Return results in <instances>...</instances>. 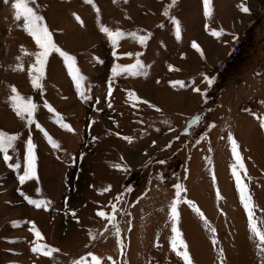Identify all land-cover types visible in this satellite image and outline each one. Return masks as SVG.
<instances>
[{"label":"rangeland","instance_id":"1","mask_svg":"<svg viewBox=\"0 0 264 264\" xmlns=\"http://www.w3.org/2000/svg\"><path fill=\"white\" fill-rule=\"evenodd\" d=\"M13 2L0 0V130L19 134L16 151H9L12 156L9 163H19L21 168L13 170L0 154V264H73L81 258L92 264V255L101 264H183L170 243L173 235L170 204L176 198V184L186 190L177 206V226L194 264H221V249L223 264H264V256L257 247L258 238L249 230L247 214L236 190L232 175L236 161L228 140L231 134L238 145L247 171V175L244 172L240 175L253 197L257 228L264 232V128L258 119L264 118V75H258L251 90L246 80L239 85L248 94L239 97L241 101L234 100V95L230 98L232 112L224 115V124L214 128L212 115L205 109L198 112V122L193 118V129L186 138L189 146L185 149L199 151L196 173L190 174L187 169L175 183L164 182L168 168L181 169L173 163L175 157H183L184 165L190 161L186 156L188 151L180 155V146L172 156L154 160L148 172L134 173L129 168L132 148L127 146L129 139H125L131 136L128 132L137 126L146 130L169 118L166 111H144L148 106L144 100L155 99L156 104L150 102L149 106L159 109L158 99L165 108V103L170 102L165 85L179 75L203 80L207 76L214 80L223 58L217 61L213 55L226 50L221 45L235 36L223 29L221 20L229 15L228 9L223 11L219 6L223 1L210 0L212 15L206 17L203 0H177L169 13L180 24L177 39L175 24L163 15L171 0H93L99 15L84 0H34L31 6L44 18L54 42L75 57L76 66L86 78L81 89L83 95L77 91L63 58L57 53L49 56L43 91L32 87L28 70L34 56L21 52V46L27 53L38 49L24 30L23 19H15ZM256 19L257 26L250 28L252 37L226 74L221 91L229 85L232 72L240 67L250 70L264 56V15ZM101 26L126 35L113 46L100 31ZM221 29L223 34L219 38L210 34ZM132 33L146 36V43L142 46ZM212 38L215 47L208 45ZM137 61L142 67L131 68ZM17 64H22L23 70H14ZM115 65L130 70L113 76ZM133 76L135 88L141 90L135 93L138 100L127 96L125 90L133 86L128 81ZM150 79L154 86L143 91L142 83ZM13 86L20 96L38 106L34 118L58 148L52 147L35 124L28 125L17 117L10 100ZM114 95L124 101L118 112ZM127 98L129 109L125 106ZM45 101L73 131L55 122L53 114L44 107ZM156 114L157 117H152ZM160 114L165 119H160ZM116 121L125 125L124 129L117 127ZM198 131L201 133L196 139L194 135ZM28 138L36 145L37 178L21 184L18 177L26 165ZM159 159L166 164H160ZM114 168L118 173L111 175ZM217 190L221 195L219 200ZM21 192L44 201L45 205L37 208L29 204ZM184 200L196 204L210 228L216 230L215 234ZM99 212H104L106 217L115 216L119 236L112 222L99 216ZM13 222L19 225L14 226ZM33 224L41 233V240L30 231ZM213 239L218 241L215 246ZM34 242L47 244L58 252L51 257L33 253Z\"/></svg>","mask_w":264,"mask_h":264},{"label":"snow or ice","instance_id":"2","mask_svg":"<svg viewBox=\"0 0 264 264\" xmlns=\"http://www.w3.org/2000/svg\"><path fill=\"white\" fill-rule=\"evenodd\" d=\"M5 3H8V0H4ZM86 4H91L94 10L97 12V15H99V9L96 7V5L93 3V0H84ZM115 2V0H114ZM177 0H171V3L167 5L163 11V15L166 17H169L172 20V23L176 26V37L179 39L180 37V24L177 20L170 17V9L175 6ZM34 4V0H14V2L11 4L12 9L15 10V19L17 21L23 19V28L27 32V34L34 40L35 45L38 49V51L34 53H27L26 50L21 46V52H24L26 55H32L34 56V63L31 65V67L28 70V76L31 81L32 87L34 89H39L41 92L43 91V84L42 81L45 78V70L46 65L48 63L49 56L52 53L59 54L60 57L63 58L64 64L67 67L68 74L71 76L77 91L83 95V92L81 91L85 77L81 74L79 68L76 66L75 57L71 56L67 52L63 51L61 48L57 46V44L53 40L52 33L49 31L47 25L44 23V18L37 13L35 8L31 6ZM204 4V15L206 17H210L212 15L211 11V4L210 0H203ZM240 10L244 13L249 12V8L245 6L244 3H241L238 5ZM76 19L79 21V17H76ZM82 24L83 22L80 21ZM100 31L104 33L109 41L115 46L119 39L125 37V33L121 31H112L107 27L101 26ZM212 36L219 38L223 34V30L219 31H212L210 33ZM133 38H135L142 46L146 43L147 37L146 36H140L136 33L130 34ZM194 48H196L197 51H200V48L197 44L193 43L192 45ZM18 60L21 59L20 57L17 58ZM142 67V65L139 64V61H137L136 65H132L131 68H137ZM14 70H23L22 64H17L16 69ZM129 68L122 67L121 65H115L112 69L113 76L119 75L121 72L129 71ZM171 70V69H170ZM206 83L209 87L214 83V80L211 78H208L207 76L204 77ZM176 83L180 84L181 87H183V83L177 81ZM197 92H199V89H196ZM12 95L10 97L11 100V106L17 117H19L22 121H26L28 125L35 124V127L39 129L41 132L44 133L45 138L48 140V142L52 145L53 148H58L59 145L56 143L55 140L52 139L51 136L41 127L39 123L36 122L34 118V113L37 110V105L32 102L31 99L25 100L22 96H20L17 92V89L13 86L11 87ZM112 88L109 86L108 94L111 95ZM129 96L133 99L138 100V97H135L133 93H129ZM151 106V105H150ZM44 107L48 110L49 113H52L55 119V122L60 124L62 128L65 130L71 132L73 129L66 123H63V117L60 116L58 113L55 112V110L52 108L50 104L47 103V101L44 102ZM159 110V109H157ZM200 119L199 116L195 117V122H198ZM260 120V126L264 128V118H259ZM128 139V138H125ZM19 140V134H9L2 130H0V154H2L3 162L5 164H8L10 168L13 170H19L21 168V165L19 163L10 164L9 161L12 160V156L9 154V151H16V142ZM228 140L231 144V151L232 155L236 161L235 164L232 165V175L235 177L236 181V190L239 193V199L240 203L243 205V208L247 214L248 218V227L250 232L252 233L254 238H258L259 243L257 244L258 250L261 252L262 256H264V232L260 231L257 228L256 220L254 219V211H253V197L250 193V190L248 188V185L245 184L241 178L240 172H244L245 175H247V171L245 169V165L243 163L242 157L239 154L238 151V145L233 139L232 135L229 134ZM169 147L171 145H168ZM35 148L36 145L32 142L31 138H28L26 141V155H25V161L26 165L23 171V174L18 177L21 184H23L26 180H31L37 178V172H36V154H35ZM159 163L164 164L165 161L161 160ZM119 167V166H117ZM127 171V169H124ZM213 182H215V176H213ZM176 198L171 202L170 204V219L172 221L171 224V231L173 233L171 237V249L176 254L177 257H180L183 261V264H194L193 259L190 255V252L188 250V245L186 244L185 240L182 238V233L180 232L178 228L179 223V213L177 210V206L179 203H181V193L186 191L182 185L176 184ZM21 195L24 196V198L28 201L29 204L34 205L37 208H41L45 205L44 201H37L30 197H28L26 194L21 192ZM217 199H221V195L219 191L217 190L216 193ZM183 203H186L193 212L196 213V215L199 216V218L204 222L205 226L210 228V225L208 223V220L204 216L203 212L196 206V204L191 200H184ZM112 211L115 212L116 208L113 205ZM75 215V213H73ZM99 216L105 217L109 222H112V226L116 228V235L119 236V228L114 223L115 216H105L104 212H99ZM14 226H18L19 222H13ZM213 234H215V229L210 228ZM30 231L33 232L34 236L37 238V240H41L42 236L41 233L36 229L35 225H32V228ZM94 239V237H93ZM119 242V241H118ZM218 243L216 239L212 240L213 246H215ZM121 249L123 248V244H120ZM31 251L33 253L41 254L45 257H51L53 253L58 252V249L54 247H50L47 244H40L35 243L32 247ZM91 255V254H89ZM220 256H221V264H223V250H220ZM92 264H101V261L95 256H91ZM73 264H87L86 258H81L80 260L73 261Z\"/></svg>","mask_w":264,"mask_h":264},{"label":"crops","instance_id":"3","mask_svg":"<svg viewBox=\"0 0 264 264\" xmlns=\"http://www.w3.org/2000/svg\"><path fill=\"white\" fill-rule=\"evenodd\" d=\"M219 1V0H217ZM223 3L220 8L225 11L228 9L229 15H226L227 18H223V29L226 31L232 32L237 37L241 35L246 27L249 25L250 19H256L257 16L264 15V0H221ZM244 3L246 7L249 8V12L246 14L240 10L238 5ZM256 5V6H255ZM225 16V15H224ZM222 23V22H221ZM215 30V29H214ZM234 35L229 38L228 43L222 44V48H226L221 54L215 53L213 57L217 61H220L226 54H229L233 46V40L236 38ZM215 38H212L208 41V45L210 47L216 46ZM222 59V60H223ZM259 63L253 64L248 70V68L240 67L238 71H234L230 74V83L229 85H225L223 91L219 93L217 99L213 102L209 103L204 98V93L209 89L208 84L203 79L192 78L191 76H182L179 75L177 77L171 78L170 82H168L166 92L168 99L170 102L165 103L166 107L164 108V104H160L157 99V105L159 104V110L157 108H151L149 106L150 102L156 104V100H144L147 102L148 106L144 108L146 112L153 111H166L168 120H164L163 122H157L153 125L149 126L146 130H143L141 126H137V129L134 128L131 132V136L128 137L129 141H127V146L132 148L127 149L130 153V169L134 173H139L140 171L148 172L149 167L152 165L153 161L162 157H170L174 154L178 146L181 147L182 152H187V158H190L189 162L187 161L184 165L183 157L177 156L173 160V163H177V167H181L182 173L189 170L190 174L196 173L198 168V157L199 151H192V149H185V147L189 146V141H186L188 131L193 129V118H195L202 109H205L207 114H211V118H213L214 128L224 124V115H230L232 110L231 106V97L234 95L236 97L234 100H240L239 97L243 95H247V90L241 89L239 85L245 84V81L248 85H250V90L253 87L252 85L256 84V79L258 77V67ZM153 80L155 77L152 78ZM150 79V82L142 83L141 89L143 91L147 90V86H154L153 80ZM212 79V77H211ZM169 80V79H168ZM128 81L132 83V87L125 89L127 92V96L129 93H133L135 96L136 90L141 93V90L135 87V77L128 78ZM157 81V80H155ZM177 81L183 83V87L180 84L176 83ZM140 85V84H137ZM158 85V84H157ZM163 85V84H161ZM227 86V87H226ZM233 86V87H231ZM235 86V87H234ZM161 87V86H160ZM199 89V92L196 91ZM250 92V91H249ZM254 92V90L252 91ZM246 93V94H245ZM120 93H118L119 95ZM255 94V93H254ZM125 100V99H124ZM235 101V102H236ZM113 102L116 104V112H118L119 107L123 104V100H120L118 97L114 95ZM125 106L129 109V100L127 98ZM207 107V108H206ZM187 111V112H185ZM171 113V114H170ZM158 115H154L152 117H157ZM166 116L159 115L160 119H165ZM121 125L119 121H116L117 127L124 129L125 125ZM228 126V125H225ZM224 128V127H223ZM138 135L137 138L133 134ZM186 144V145H185ZM168 145H171L170 147ZM190 151V152H189ZM193 152V154H192ZM158 154V155H157ZM184 155V154H183ZM162 160V159H161ZM159 159V161H161ZM164 161V160H163ZM189 163V164H188ZM161 164V163H160ZM166 164V163H165ZM164 164V165H165ZM157 166H154L156 169ZM111 175L117 174V169H111Z\"/></svg>","mask_w":264,"mask_h":264},{"label":"built area","instance_id":"4","mask_svg":"<svg viewBox=\"0 0 264 264\" xmlns=\"http://www.w3.org/2000/svg\"><path fill=\"white\" fill-rule=\"evenodd\" d=\"M257 24V19H250L248 27H246L242 34L238 36L235 46L232 48L230 53L218 64L214 83L211 85L210 89L206 93V99L208 101H213L221 92V88L224 84L226 74L228 73L229 69L233 66V64L238 60V58L242 55L248 41L252 37L250 28L256 27ZM258 75H264V56L262 57L258 67ZM200 133L201 131H198V133H196L194 137L196 139L199 138ZM181 172L182 170L180 168H168L163 177L164 182L166 184L175 183L180 177Z\"/></svg>","mask_w":264,"mask_h":264},{"label":"bare ground","instance_id":"5","mask_svg":"<svg viewBox=\"0 0 264 264\" xmlns=\"http://www.w3.org/2000/svg\"><path fill=\"white\" fill-rule=\"evenodd\" d=\"M256 6V5H255Z\"/></svg>","mask_w":264,"mask_h":264}]
</instances>
